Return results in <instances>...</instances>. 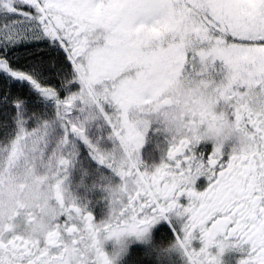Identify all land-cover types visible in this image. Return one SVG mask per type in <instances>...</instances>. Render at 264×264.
Returning <instances> with one entry per match:
<instances>
[{"label": "snow or ice", "instance_id": "snow-or-ice-1", "mask_svg": "<svg viewBox=\"0 0 264 264\" xmlns=\"http://www.w3.org/2000/svg\"><path fill=\"white\" fill-rule=\"evenodd\" d=\"M264 264V0H0V264Z\"/></svg>", "mask_w": 264, "mask_h": 264}, {"label": "flooded vegetation", "instance_id": "flooded-vegetation-1", "mask_svg": "<svg viewBox=\"0 0 264 264\" xmlns=\"http://www.w3.org/2000/svg\"><path fill=\"white\" fill-rule=\"evenodd\" d=\"M226 259H228L231 264H235V261L239 259V253H229Z\"/></svg>", "mask_w": 264, "mask_h": 264}]
</instances>
